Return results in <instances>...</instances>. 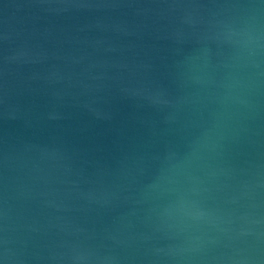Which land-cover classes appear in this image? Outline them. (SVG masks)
I'll return each mask as SVG.
<instances>
[{
    "label": "water",
    "instance_id": "95a60500",
    "mask_svg": "<svg viewBox=\"0 0 264 264\" xmlns=\"http://www.w3.org/2000/svg\"><path fill=\"white\" fill-rule=\"evenodd\" d=\"M0 264H264V0H0Z\"/></svg>",
    "mask_w": 264,
    "mask_h": 264
}]
</instances>
